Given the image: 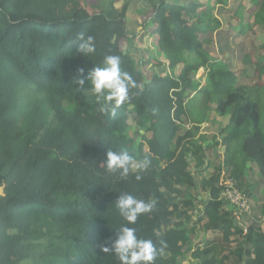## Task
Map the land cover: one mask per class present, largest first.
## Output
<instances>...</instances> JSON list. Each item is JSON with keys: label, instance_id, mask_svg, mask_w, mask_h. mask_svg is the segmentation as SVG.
Returning <instances> with one entry per match:
<instances>
[{"label": "trees", "instance_id": "16d2710c", "mask_svg": "<svg viewBox=\"0 0 264 264\" xmlns=\"http://www.w3.org/2000/svg\"><path fill=\"white\" fill-rule=\"evenodd\" d=\"M228 1L144 0V20L130 24L129 0H0V264H119L101 246L123 224L121 193L155 202L129 225L162 248L154 264H184L189 252L195 264H264V235L253 221H238L219 185L225 169L251 200L245 165L264 179V82L237 86L203 43L222 27L218 13ZM250 2L238 35L264 30V0ZM81 33L95 38L94 53L76 51ZM107 54L120 55L137 83L115 117L99 111L87 82L75 83L77 69L87 76ZM193 84L204 108L215 103L213 119L228 118L212 147L200 128L209 119L192 121L186 108ZM213 143L223 148L220 163L198 179ZM108 150L150 166L127 177L108 173Z\"/></svg>", "mask_w": 264, "mask_h": 264}, {"label": "clouds", "instance_id": "9594fccd", "mask_svg": "<svg viewBox=\"0 0 264 264\" xmlns=\"http://www.w3.org/2000/svg\"><path fill=\"white\" fill-rule=\"evenodd\" d=\"M113 40H115V37H113ZM77 41L76 51L78 53L89 55L96 51L94 37L85 36L81 33L78 35ZM121 63L120 55L107 54L103 58L102 65L94 67L88 72L87 76L83 75V68L77 69L79 78L75 80L79 89H83L87 82L90 85L87 92L95 97L97 104H99V111L113 117H115L121 105L130 100L132 90L137 88L135 79L130 73L122 70ZM208 145L211 146V143H208ZM150 163L151 161L146 157L136 161L125 150H108L103 161L106 172L119 173L122 177H127L133 169L137 171L146 170ZM139 178V175H137V179ZM221 184L220 180L219 185L221 186ZM242 194L247 197L245 193ZM154 207V201L146 202L143 199H138L133 194L121 193L115 200V208L122 218L123 224L116 231L115 237L101 246V251L114 254L119 264H154L162 248H158L157 244L150 238H139L136 229L129 226L134 225L141 215L150 213ZM159 243L166 246L165 241Z\"/></svg>", "mask_w": 264, "mask_h": 264}, {"label": "rangeland", "instance_id": "374dc122", "mask_svg": "<svg viewBox=\"0 0 264 264\" xmlns=\"http://www.w3.org/2000/svg\"><path fill=\"white\" fill-rule=\"evenodd\" d=\"M144 0H129L130 8L128 9V22L132 20L140 18L141 21L144 20L145 17H141L138 15V12L141 9V3ZM205 2L206 0H202ZM214 2V0H212ZM121 3L117 4V6H120ZM253 4L250 2V0L244 1H238V0H229L228 4H226V7L218 13L220 16L222 27L219 30H216L215 32H210L205 38L203 43L205 44V47L207 51L209 52L210 56L215 57L216 59H221L225 65H227L228 69L234 73V75L237 76L236 85L242 86V87H257L258 85H261L260 82H264V74H262L261 78H258L259 74L256 71L255 68V62H261L262 60L259 57L261 52L263 53L264 50L258 49V46L264 43V30L258 29L253 32L254 36L251 35V31H248L247 34L244 35H238L237 34V28L240 26L238 23L241 19L240 16L245 13L247 8H251ZM240 9V10H239ZM240 14V15H239ZM235 18V19H234ZM249 22H252V18L249 19ZM130 31L133 32L132 28ZM139 53V52H138ZM140 54V53H139ZM167 69V68H166ZM146 71H149V68L146 69ZM151 71V70H150ZM169 70L167 69V73ZM205 70L200 69L198 73L196 74L195 81H200L201 85L204 83L205 78ZM164 76V75H163ZM196 89L195 84L191 87V90L185 93L190 99L187 101L186 108L189 111V114L194 118L191 119L192 121H201L202 119L208 120L202 127L203 133L206 134V136L209 138L208 143H210L217 135V131L220 133V131L224 128V125L227 124L228 118H222V119H213L215 117L214 113V107H216L215 103H213V106H208L204 108V105L201 103L202 94L195 95L194 90ZM255 94V93H254ZM263 95L264 93L260 92L259 96ZM260 106V114H261V124H264V102L259 104ZM227 120V122H226ZM204 127V128H203ZM141 133H144L143 131H140ZM226 132H224L222 135H225ZM179 134H182V132H179ZM221 135L218 136V140L220 141ZM213 146L216 147L215 143H213ZM212 147V146H209ZM209 153L212 155V157L209 158V156L206 158V162L209 164L205 166L204 169H202L201 174L199 173L197 176L198 179L200 178H208L215 170L216 167H218L220 163V157L223 154V149L221 147H216L213 152L209 151ZM194 163L191 162L189 165V170H193ZM250 168H257L253 163L248 162V171ZM205 171H207V174H203ZM211 171V172H210ZM225 169H223V172L221 173V183L223 184L225 182L226 173ZM251 171L247 172L248 174V185H246V193L249 195L250 199V214L249 215H241L237 216L238 221L241 219H246V217H250L253 215H261L262 210L261 206H259V202L263 204L264 208V179L260 178L259 172ZM253 172H256L254 174ZM252 189V190H251ZM256 196L260 197L259 200L254 201L252 200L256 198ZM230 207L233 208V212L236 214L237 210L231 205ZM254 212V213H253ZM262 216V215H261ZM249 219V218H248ZM189 227V225H188ZM184 264H195L192 262L190 252L188 255H185V259L183 260Z\"/></svg>", "mask_w": 264, "mask_h": 264}, {"label": "built area", "instance_id": "2783aa9c", "mask_svg": "<svg viewBox=\"0 0 264 264\" xmlns=\"http://www.w3.org/2000/svg\"><path fill=\"white\" fill-rule=\"evenodd\" d=\"M221 186V197L227 200L237 210V216L249 215L251 212L249 200L236 189L233 181L231 179H225V182Z\"/></svg>", "mask_w": 264, "mask_h": 264}, {"label": "crops", "instance_id": "0c3cea01", "mask_svg": "<svg viewBox=\"0 0 264 264\" xmlns=\"http://www.w3.org/2000/svg\"><path fill=\"white\" fill-rule=\"evenodd\" d=\"M202 127V126H201ZM200 127V128H201ZM204 128V127H203ZM201 131H203V129H201ZM205 145H208V142H206L205 143ZM207 148V147H206ZM222 148V147H221ZM223 149V148H222ZM214 150V149H213ZM213 152V151H212ZM207 156H209V158L210 157H212V155L210 154V153H207ZM208 165V163L206 162V164H205V166H207ZM245 169H248V163L245 165ZM200 171H202V170H200ZM214 171V170H213ZM251 171H256L257 172V168H250L249 169V171L247 170V172H251ZM211 172V171H210ZM223 172V171H222ZM256 172H253L254 174H256ZM208 172L207 171H205L203 174H207ZM248 174H250V173H248ZM248 174L246 173V174H244L245 176H244V181L246 182V185H248V182H247V179H248ZM260 199V197H258V196H256V199L254 200V201H257V200H259ZM259 206H261V210H263L264 208H263V204L261 203V202H259V204H258ZM232 208V207H231ZM254 213V212H253ZM253 215V214H252ZM262 215V216H261ZM261 215H259V216H257V215H254L253 217L252 216H250V217H246L247 218V220L246 219H242V222H244V224H246V225H249L250 223H251V221H253L255 224H257L258 225V227L260 228V230H261V233L264 235V214H261ZM249 218V219H248ZM244 232H246V228H244ZM208 237H210V236H208Z\"/></svg>", "mask_w": 264, "mask_h": 264}]
</instances>
